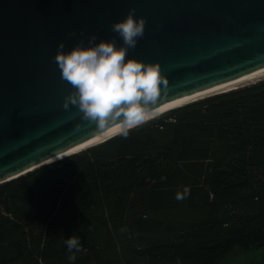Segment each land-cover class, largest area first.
<instances>
[{
	"label": "trees",
	"instance_id": "1",
	"mask_svg": "<svg viewBox=\"0 0 264 264\" xmlns=\"http://www.w3.org/2000/svg\"><path fill=\"white\" fill-rule=\"evenodd\" d=\"M237 246H264V77L0 184V264H220Z\"/></svg>",
	"mask_w": 264,
	"mask_h": 264
},
{
	"label": "water",
	"instance_id": "2",
	"mask_svg": "<svg viewBox=\"0 0 264 264\" xmlns=\"http://www.w3.org/2000/svg\"><path fill=\"white\" fill-rule=\"evenodd\" d=\"M132 8L146 23L127 57L159 64L157 109L264 69V0H0V184L113 129L63 107L72 89L54 57L93 35L123 46L111 26Z\"/></svg>",
	"mask_w": 264,
	"mask_h": 264
},
{
	"label": "clouds",
	"instance_id": "3",
	"mask_svg": "<svg viewBox=\"0 0 264 264\" xmlns=\"http://www.w3.org/2000/svg\"><path fill=\"white\" fill-rule=\"evenodd\" d=\"M135 12V8L129 9L124 19L111 26L123 46L118 47L115 39L94 43L93 35L89 46L80 41L67 52L61 42L54 57L61 79L72 89L63 107L67 110L75 106L83 119L94 122L99 130L111 127L125 138L131 130L159 115L161 85L166 83L158 63L127 57L128 49L136 47L145 30L146 21L137 19ZM189 194L190 189L185 187L182 193L177 192L176 199L183 200ZM65 244L73 253L69 260L75 261V253L82 251L79 237L65 239Z\"/></svg>",
	"mask_w": 264,
	"mask_h": 264
},
{
	"label": "bare ground",
	"instance_id": "4",
	"mask_svg": "<svg viewBox=\"0 0 264 264\" xmlns=\"http://www.w3.org/2000/svg\"><path fill=\"white\" fill-rule=\"evenodd\" d=\"M262 77H264V69L260 70V71H257L255 73H252V74L242 78L241 80L235 81V82H233L231 84H228V85H225V86L210 90L208 93L215 92V91H220V90H224V89H228V88H232V87H235V86H238V85H241V84H245V83H249L250 80L254 79L253 81H255V80H258L259 78H262ZM253 81H250V83L253 82ZM190 99L191 98H184V99H181L179 101L172 102L170 104L164 105V106H162V107H160L158 109V112L161 113V112L165 111L166 109H170L171 107H177L179 105H183L186 102L190 101ZM115 135H118V133L113 128L110 131L98 136L97 138H95V139H93V140H91V141H89V142H87L85 144L79 145V146L67 151L64 154L78 153V152L82 151V149L84 150L87 147L95 146V145H97L99 143H102V142L110 139L111 137H113ZM64 154H62L61 156H63Z\"/></svg>",
	"mask_w": 264,
	"mask_h": 264
},
{
	"label": "rangeland",
	"instance_id": "5",
	"mask_svg": "<svg viewBox=\"0 0 264 264\" xmlns=\"http://www.w3.org/2000/svg\"><path fill=\"white\" fill-rule=\"evenodd\" d=\"M249 245L254 246V243ZM246 251L244 247L237 246L222 257L220 264H264V246L250 252Z\"/></svg>",
	"mask_w": 264,
	"mask_h": 264
}]
</instances>
